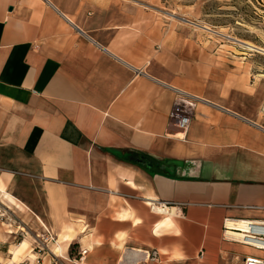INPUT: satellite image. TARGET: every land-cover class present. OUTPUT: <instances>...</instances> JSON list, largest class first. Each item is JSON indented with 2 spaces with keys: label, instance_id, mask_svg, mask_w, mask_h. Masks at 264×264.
Listing matches in <instances>:
<instances>
[{
  "label": "crops",
  "instance_id": "obj_1",
  "mask_svg": "<svg viewBox=\"0 0 264 264\" xmlns=\"http://www.w3.org/2000/svg\"><path fill=\"white\" fill-rule=\"evenodd\" d=\"M170 41L138 0H0V193L30 209L42 194L73 264L264 255L222 239L224 218L264 216L247 208L264 206L262 95L233 54L188 59Z\"/></svg>",
  "mask_w": 264,
  "mask_h": 264
},
{
  "label": "rangeland",
  "instance_id": "obj_2",
  "mask_svg": "<svg viewBox=\"0 0 264 264\" xmlns=\"http://www.w3.org/2000/svg\"><path fill=\"white\" fill-rule=\"evenodd\" d=\"M138 1L169 20L170 45L181 56L195 59L203 52L208 62L226 60L212 54H233L230 65L247 78L252 97L262 95L264 110V51L244 44L264 48V0ZM29 199L34 206L20 208L0 193V264H73L60 239L64 233L58 235L47 225L42 194Z\"/></svg>",
  "mask_w": 264,
  "mask_h": 264
},
{
  "label": "built area",
  "instance_id": "obj_3",
  "mask_svg": "<svg viewBox=\"0 0 264 264\" xmlns=\"http://www.w3.org/2000/svg\"><path fill=\"white\" fill-rule=\"evenodd\" d=\"M191 117L192 109L190 107H182L180 104H176L172 112V118L180 130H187L191 122ZM247 208L264 212V206L261 205H250ZM222 239L227 242L246 245L264 253V216L257 219L247 217L224 218L222 224ZM82 252L84 254L86 250ZM234 257L240 261L239 264H264V255L261 254L238 252L234 254Z\"/></svg>",
  "mask_w": 264,
  "mask_h": 264
},
{
  "label": "bare ground",
  "instance_id": "obj_4",
  "mask_svg": "<svg viewBox=\"0 0 264 264\" xmlns=\"http://www.w3.org/2000/svg\"><path fill=\"white\" fill-rule=\"evenodd\" d=\"M204 27H206V26H204ZM208 28V27H207ZM248 42V41H247ZM244 44L249 48V49H253V50H255V49H260V51L261 50H263L264 51V48H261V47H258V46H256V45H254V44H252V43H246V42H244ZM243 44V45H244ZM259 51V50H258ZM155 207V206H154ZM156 209L158 210V211H160V212H165V213H171V214H176V211H175V209H172V210H170V209H168L167 207H165L164 209L161 207V206H158V207H156ZM25 242V241H24Z\"/></svg>",
  "mask_w": 264,
  "mask_h": 264
},
{
  "label": "trees",
  "instance_id": "obj_5",
  "mask_svg": "<svg viewBox=\"0 0 264 264\" xmlns=\"http://www.w3.org/2000/svg\"><path fill=\"white\" fill-rule=\"evenodd\" d=\"M76 244H72L71 248L75 247Z\"/></svg>",
  "mask_w": 264,
  "mask_h": 264
},
{
  "label": "water",
  "instance_id": "obj_6",
  "mask_svg": "<svg viewBox=\"0 0 264 264\" xmlns=\"http://www.w3.org/2000/svg\"><path fill=\"white\" fill-rule=\"evenodd\" d=\"M186 20V19H185ZM190 22V21H189ZM200 26H202V25H200ZM202 27H204V26H202Z\"/></svg>",
  "mask_w": 264,
  "mask_h": 264
}]
</instances>
